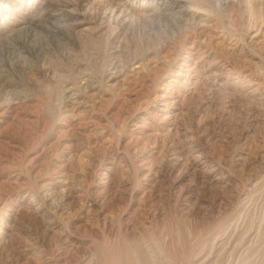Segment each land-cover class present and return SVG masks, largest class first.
I'll return each instance as SVG.
<instances>
[{
    "label": "rangeland",
    "instance_id": "1",
    "mask_svg": "<svg viewBox=\"0 0 264 264\" xmlns=\"http://www.w3.org/2000/svg\"><path fill=\"white\" fill-rule=\"evenodd\" d=\"M0 264H264V0H0Z\"/></svg>",
    "mask_w": 264,
    "mask_h": 264
}]
</instances>
